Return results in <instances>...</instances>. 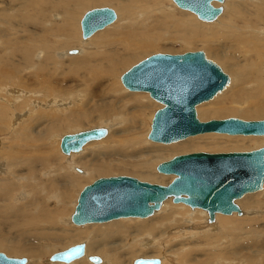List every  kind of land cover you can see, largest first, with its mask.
Segmentation results:
<instances>
[{"label": "bare ground", "instance_id": "1", "mask_svg": "<svg viewBox=\"0 0 264 264\" xmlns=\"http://www.w3.org/2000/svg\"><path fill=\"white\" fill-rule=\"evenodd\" d=\"M32 1L33 0H25V2L21 4L20 9L21 7L25 8L27 4ZM98 1L100 2L103 0H98ZM251 1L252 2H250V0H241V1L222 0V2L211 1V4L213 6H221V12L217 16L218 18L217 17H216L217 19L215 18L216 23H213L215 25H211L209 23L196 24L192 21V19H190L189 15H187L183 11H177L176 13H174V11L166 12L164 11L165 6H163V4L160 3L159 0H151L150 4H144L142 6H139L137 8V12L135 15L127 14L126 16L123 17L121 16V14L120 16L117 14L118 16L116 23L113 24L111 22L112 25L108 24L109 26L106 25L103 28L99 29L102 30V32L99 33V35L92 37L94 33L98 34L96 32L99 30H96L89 37L85 38L86 40L83 39L80 41L81 45L87 42L86 48L84 50H81L82 48L76 49V53H74L73 56L68 57V58L72 57L71 59L68 60V63L72 62L71 63L72 69L79 71L81 70V72L85 74H87L88 71L91 69L94 70L93 68L94 66L101 65L102 70L98 73V75H96V77L90 76L89 80L88 81L86 80L85 82V83L88 82L87 84L89 87H93L94 89L93 92L96 93V88L101 90L102 95L100 96V99L95 100L94 99L95 94L92 96V93H90L88 89L87 90L85 89L84 96L80 98L79 95L68 91L66 94H63V96H65L66 99L70 98L71 102H73V106L70 107L71 110L73 111V114L63 117L67 109L66 104L70 105L69 104L70 101H66V99L65 101H62L64 98L63 99L57 98V96H55L57 92L56 94H54L53 92L54 90L53 89L51 90L49 89V87H47V92H49L48 95H50L51 92L53 93L52 95L49 96L50 99L45 101L46 103H41V106L44 107L47 104L48 107L49 104L52 103L53 107L50 106V109L53 108L52 112H54V115L52 116V118H48L47 116L48 110L45 112L44 111L40 112L39 116L43 119L41 125L37 126V130L30 135L28 134V132L23 133V136L21 138L22 140H25L27 142L24 143L28 145L27 148L29 149V147L36 145L38 143L44 145V142L47 143L49 141L53 142L55 140V136L58 135L56 134L55 131L60 130L61 128L68 127V128H72L71 130L73 129L75 130L79 128L78 124L84 125L85 121H87L91 116H93L92 113H95L97 116L100 117L101 116L108 117L107 119L109 122L108 124L106 125L104 124L103 126H95V127H104L106 129V134L105 136H103L104 138H106L105 142L108 143V145L106 144L107 145L106 149L102 148L100 150L98 149L94 150L88 161L85 159L87 162L85 160L79 161L80 165L87 167V171L80 169L79 168L80 165L78 166L79 163L76 160H75L76 162L69 161V164L72 165V166L69 165V167L73 169L75 172H77V174L75 176L73 174H68L67 172H65L63 177H60V179L63 178L61 180L64 181L63 182L64 188H61L60 190V192L63 194L62 200L66 201L67 197H69V194L71 193L70 190L72 189V187L75 186L77 183H79L81 178L87 176L88 173L91 172L103 173L108 170H111L110 168L114 167L115 165L117 166L124 164L123 161L122 164L112 163L111 161H109V159H106L108 157H113L118 155L121 158V156L124 155V157L136 158V157H141L142 155L140 154H143L144 156L145 154L152 155V159L148 158V160L143 161L141 163L128 162L125 164L127 166L129 165L132 171L134 170L139 171V169H141L147 173H150V170L154 165L153 161L151 160L162 158L164 157V154L168 153L169 151L177 152V151H183L185 149L191 150L195 148L197 142L201 141L202 138L201 139L199 138L202 136H205L204 139H206V141L204 140L203 141L208 146L217 144L216 140H210L209 137L211 135L210 133H215V132H203L204 134L197 133L198 135L195 136L191 135L190 137L187 136L186 138L177 140L176 142L174 141L172 143L169 142L170 144H166L167 145L166 147L165 145H163L164 146L163 147L162 144H156L159 142L155 141L156 143H152L150 145L151 147H149L148 149L147 147L145 149L142 148L144 147L143 143L145 142H143V139L141 138L140 135L141 131L140 130L137 131V130L139 129L140 126H142V124L146 120L145 118L147 116L146 115L147 110L150 109L148 107L149 104L148 97L145 92H134V91L131 92L129 91V93L122 95V93L124 92L118 85V76L120 75V70L125 69L126 68L125 65L133 61L134 57L140 55L141 52L146 51L145 49L150 48L151 46H154L156 43H158L157 41L161 39L162 32L171 35L170 28H175L177 31L184 28L187 34H186V39H183V41H185L186 43H190V42L192 43V41H194V38L199 37L202 34H205V36L208 35L207 37L210 38L212 37V40H210L209 38L208 39L205 38L207 45L210 44V41L224 42V47L218 44L222 46L221 48L222 50H220V48H216L214 51L210 50V52L221 62L222 67H224L222 71L224 72V70H226L232 74L231 83L229 84L230 78L227 75L229 79L228 83L224 86V88L220 92H218L212 97L213 98L212 101L208 103L204 101L203 103L201 102L202 104L200 103L199 105L197 104L202 114L206 115L207 113H212V112H216L219 114L238 113L241 116L249 117V116H254L256 114L259 115L264 113V78L261 79L258 74V70L260 69L261 64L264 63V39L262 38V36H264V0H251ZM43 2L47 3L46 0H43ZM226 4L229 5L228 9L226 7L227 6ZM65 5L66 4L63 0L62 1L53 0L51 7L56 6L57 9L62 11V8ZM74 5L75 3L71 2L70 5L66 6V13L68 14L69 20H65V22L62 25L59 24L58 26H53L51 23L53 28H50V30L48 29L46 30V33H50L52 35H55L63 39L61 42H58V45L60 44L59 46H63L68 41H71L69 42L70 46L74 44L73 31L70 27V24H72V20H73L72 14L74 16L76 15V9H75L76 6ZM162 13H165L166 17L170 19V22H167V20L162 15ZM57 16L58 15H56L55 17ZM115 18H116V14H115ZM67 30L69 34L67 33ZM194 33H198V35L194 37ZM225 33H230V34L228 37L222 36ZM203 36L204 35H202V37ZM169 38H173V37L169 36ZM93 44L96 45L92 46ZM226 47L227 48L230 47L232 49V52H230V54L228 55L225 53ZM234 49H240L241 52L243 53L242 55L246 56V59L241 61L232 60L231 56L232 53H235ZM67 51L68 50L63 51L62 49L58 52H55V49L51 45L45 47V52H49L50 55L52 53H57L60 57L68 55ZM39 53H42V51H40ZM75 56H81V57H75ZM46 58L45 61L47 60ZM243 64H245L247 67L244 73H242L237 68V66H241ZM102 77L103 79H100ZM237 82L238 84L236 86H233ZM44 88L45 85L43 86V89ZM4 90L5 93L8 95L15 93L13 89H10L8 87L5 88ZM16 92H19V97L11 96V99H8L6 96H3V94L0 93V117L2 115V112L3 113L5 112L3 120H5L6 112H8V109L13 106L12 110L15 111V105L17 107V104L19 106V113H21V115L23 114L22 110L20 111L21 104H24L23 103L24 99H21L22 98L21 92L23 93V95H25L26 92L22 91L21 88H19V91ZM76 97L79 98L78 99L79 101H76L78 103L74 104ZM18 99L19 101H17ZM37 103L38 101L35 102L34 100L31 104L36 106H31V108H36ZM159 105L161 106V104ZM58 109H60L59 111L64 110L62 111L64 112L63 115L55 114L56 113L55 111L58 112ZM29 111L30 109L28 110V112ZM25 114L26 113L24 112L22 116L24 117ZM19 115L17 116L20 119H22L21 115L20 116ZM105 122L107 123V121ZM43 124L44 126H42ZM74 125L77 126L75 127ZM113 127L115 129H112ZM142 128L144 127L142 126ZM233 135H242V134H233ZM261 136L262 135H255L254 137L262 138L263 140L264 137ZM251 137L253 136H248V138ZM107 138H109L108 141ZM98 140L100 141L101 138L97 139L96 141ZM192 140H196V142L191 143ZM250 140H255V139H250ZM96 141L91 140L86 142L84 145L89 143L91 144L92 142H96ZM57 142L58 141H56L55 144L56 147H58ZM84 145H82L79 151L83 150ZM129 148L132 151H130L131 153L126 154V152H129ZM42 154L43 155L31 159L28 156V154L25 155L23 158H17V155L15 156V152H14V156H12V154L10 153L9 158L11 161L16 158L19 161L25 162L27 166H29L27 172H25L26 175L28 174L26 179L30 181L29 178L31 177L32 181L34 179L35 180L34 183H36L37 181L36 184L39 185L43 182L39 180V178L41 179V177H39L37 171L33 168L34 163L35 162L40 163L44 167H46L50 165L48 157H51L50 154L45 155V153L43 152ZM74 154H75L74 152H70L69 154H63V155L69 158L71 157L73 158ZM93 155L97 157H94L93 159ZM99 158H101L104 161H101L100 163L96 164L97 159ZM1 161L2 159L0 160V165L2 162H4ZM75 164H77V166ZM13 165H19V163L11 162L10 166L13 167ZM109 165H111L112 167ZM64 167L65 166H63L62 168ZM75 168L80 169V171H77ZM46 171L54 172V169L45 170V173ZM17 173H18L17 171L14 172L10 171V175L14 177H19V174ZM162 174L163 173H159V175L156 176L159 178H164L163 179L164 181L161 182L165 184L173 177V174H168L169 176L167 177L166 176L162 177ZM54 182H55L54 180H51L49 184L53 187V184H55ZM29 185L30 184H27L25 186L28 187ZM36 186L32 184L30 188L33 187L32 188L33 190L36 188ZM18 187L19 186L17 184L14 186L13 180L10 179V177L8 178L0 177V201L5 195L3 188L5 189L12 188L11 190L13 191L15 188ZM263 191L259 192L258 190L255 192L246 193L242 197L235 199L234 202L235 203L238 202L239 205H241L242 207H246L247 210H251V208L255 209L256 207L255 208L253 207L255 205H257L258 207H262L263 209L264 200H260L259 198H257V196H259V194ZM37 192L36 194L33 192L32 193L38 195ZM19 195H21L20 197H23L22 191L21 192L19 191ZM167 200H170V198H166L162 200L161 206L165 201L167 202ZM39 203L38 201H35L34 204H39ZM61 203L57 207H55L54 210H51V212L49 213L46 212V214L42 213L41 216H39V214L41 213V210L44 209L43 206L41 207L37 206L38 207L37 210H32L33 213L31 212L29 213L27 210L23 208L22 205H19L16 211L14 210L6 211V208L0 206V249H5L10 255H12L13 253V255L26 256V258H28L26 264H40L39 263L40 257L44 254L47 255L48 253L45 252V247L35 246L34 243L36 241L41 239L50 240L53 242L51 244L53 245L51 246V249L55 250L56 249L54 247L55 242H60L61 239L63 240L69 238L68 240H72V241L82 240V242L84 243L83 256L75 260V262L78 260H82L83 264H88L85 261L87 260L86 256L89 254H98L102 257V259L100 258L101 262L97 264H121L120 262L122 257H125L129 260L132 257H136V256L147 257V258L154 256L153 254L148 253L149 251L154 253L155 252L154 248L145 250L144 247H148L149 244H151V242L152 244L154 243V245L152 246L157 247L158 244L161 243L162 246H164L167 243V240L166 243L164 242L165 239H168L170 242H175V245L173 246H178V247L182 246L181 247L182 249L179 250L180 251L184 250L183 252H185L184 249L185 246H183L184 243L178 240L181 239L180 236L183 233L185 234L188 233L189 235L191 234L194 235L196 233V230L193 229H196L201 226V225L198 226L196 223H193L194 221H196L195 220L196 218L203 220L202 224L203 226H205L203 228V231L205 232L209 231V229L212 230L213 228H215L218 222L222 224L223 222L232 219L231 217H222L218 219L219 216L217 217L216 214H219V212H215L213 217L214 218L213 222L209 223L206 220V212L204 210L198 208H193V209L191 208L190 215H193L194 218L192 219V221H190L191 223L187 225V222H183L184 221L183 216L181 217L176 213L164 212L165 215L164 214L160 216L153 215L154 213L157 214L159 210L161 211L163 210L162 209L163 207L161 208L160 206L159 209L152 214L153 216L151 217H149L150 215L146 216L148 218L123 216V217L111 219L103 223H97V222L96 223L90 222L91 224L84 223L86 225L81 227L80 229H74V230L67 229V231L64 232H60L58 230V227H54L50 225V227L47 228V231H44L45 228L42 229L43 227L41 228L39 226L41 222L47 221L49 222V224L53 225L54 223H57L56 220H58L60 217H62L65 214L66 212L65 205L60 206ZM30 204L32 205V201H30ZM172 206L174 209L185 208V206L182 203L175 204ZM10 207H12V205ZM215 217H217L216 220ZM129 220H133L132 223H130ZM234 222L236 221H234L233 219L230 229L240 233L241 228L237 226V224L239 223L236 222L235 224H233ZM22 224H26L25 226L28 227L25 229L24 228L25 226H23ZM7 226L10 227L11 230L12 228L15 229L18 226L20 228L19 229L20 232L18 234H14L13 236L8 237V235L6 236V234L3 233V231L9 229ZM190 228L191 230H187ZM50 229L53 230L51 231ZM200 229H202V227ZM256 230L257 229L249 228V231L252 234L255 232L254 235H258V232ZM142 233L146 234L147 236L145 238V241L141 240L140 243L141 246H139V244H137L135 241V237L137 234H142ZM59 235H61L60 238ZM234 235L233 237H236ZM147 239L151 241L146 242ZM47 242L49 241H46V243ZM138 247H140V249H138ZM178 247L174 248L175 252L173 254L177 253L176 249H178ZM245 248L252 251L247 252L244 255H241V253H238V251L235 250L233 252L234 254L231 255L236 256L239 259V261L241 259V256H245L242 259V261H245L246 264H258L257 257L259 256L258 254L259 252H256L255 251L256 249L254 250V248H252L251 245ZM186 249H190V248L186 247ZM141 255H147V256H141ZM164 260H165L164 257H161V259L159 258V264H163ZM53 262H52L53 264L58 263L57 261H53ZM89 264L91 263L89 262ZM172 264H176V263L172 261ZM260 264H264V263L260 262Z\"/></svg>", "mask_w": 264, "mask_h": 264}, {"label": "rangeland", "instance_id": "2", "mask_svg": "<svg viewBox=\"0 0 264 264\" xmlns=\"http://www.w3.org/2000/svg\"><path fill=\"white\" fill-rule=\"evenodd\" d=\"M46 1H47V3H44L43 0H37V1L33 0L32 2H29L25 8L21 7V9H22L21 10L20 6H21V4H23L25 2V0L24 1L23 0H21V1L20 0H0V93L3 94V96H6L8 99H11V96L19 97V92H16V91H19V88H21L22 91L26 92L25 95H23V93L21 92V96H22L21 99H24V101H23L24 104H21L20 111L22 110L23 114H24V112L26 113L24 117L22 116L23 114L21 115V113H19L18 104H17V107L15 105V111L12 110L13 106L10 107V105H9V107L11 109L9 108L8 112H6L5 120H3L5 112L4 113L2 112V115L0 117V157H1L2 161H4V162L1 161L2 163L0 165V169H1L0 170V177H3V178L10 177V179L13 180L14 186L16 184L19 186L18 188H15L13 191L11 190L12 188H7V189L3 188L5 195L3 196V198L0 201V204L2 203L0 206L1 207L3 206L4 208H6V211H11V210L16 211L17 207L19 205H22L23 208L25 210H27L29 213L30 212L33 213L32 210H37V208L39 206L40 207L43 206L44 209L41 210V213L39 212L40 213L39 216H41L42 213L46 214V212L47 213L51 212V210H54L55 207H57L62 202L60 206L65 205L66 212L62 217H60L58 220H56L57 223H54L52 225V224H49V222L42 220L43 222H41V224H39V226L41 228L43 227L42 229L45 228L44 231H47V228L50 227V225L54 226V227H58V230L60 232L67 231V229L68 230L80 229L81 227L85 226L86 224H91V223H96V222L86 223V224H82V225H73L68 221L69 215L72 211V208L74 206V202H75V199H76V196H77L79 190L82 188V186L84 184H87L88 182H90L95 177L108 176V175H113V176L114 175H129V176H133V177H136L140 180L148 181L151 183L165 184V183L161 182V181H164L163 180L164 178H159L156 176V175H159V173H157L155 171V165L160 161L167 160L168 158H170L171 156H173L175 154L189 153V152H195V151H200V150L207 151V152L247 151V150H251V149L260 147L264 144V138H263V140H262V138H255L254 137L255 135H229V134H223V133L216 134V132L210 133L211 134L209 136L210 140H216L217 144L212 145V146H210V145L208 146L206 143H204V141H206V139H204L205 136H202L199 138V139L202 138L201 141L197 142L196 143L197 145H195V148H193L191 150L185 149L183 151H177V152L171 151L172 153L169 151L168 153L164 154V157L158 158L156 160H151V161H153L154 165L151 168L150 173H147L141 169H139V171L138 170L132 171V169L129 167V165L127 166L125 164L128 162L129 163H135V162L141 163L143 161L148 160V158L152 159V155L145 154V156H144L143 154H140L142 156L136 157V158H128V157H124V155H123V156H121L122 159L118 155L113 156V157H108L106 159H109V161H111L112 163L122 164V161H123L124 164L123 165H117V166L115 165L114 167L109 165L112 167V168H110L111 170H108V171L103 172V173H101V172L88 173L87 176L82 177L80 182L72 187V189L70 190L71 193L69 194V197H67L66 201L62 200L63 194L60 192V190H61V188H64V186H63L64 181H62L61 179H63V178L60 179V177H63L65 172H67L68 174H73L75 176L77 174V172H75L73 169H71L69 167V165H71V164H69V161H71V162L77 161L78 163H79V161H81V160L84 161L85 159L88 161V159L91 157V154L94 150H97V149L100 150L102 148L106 149L108 143L105 142L106 138H104V137H103L104 139L101 138L102 141L101 140L100 141L95 140L96 142H92L91 144L89 143V144L84 145V148L82 151L74 152L75 154L73 155V158L72 157L69 158L67 156H64L63 153H61L59 151L58 147H56V145H55L56 141H59V138L62 134L73 133V132H76L79 130L89 129V128H92L95 126H103L104 124L106 125L109 122L107 120L108 117H105V116L100 117V116H97L95 113H92L93 116H91L87 121H85V123L83 122L84 125L78 124L79 128H77L75 130L74 129L71 130L72 128L67 127V128H61L60 130L55 131L56 134L59 135V136L58 135L55 136V140H54L55 142L54 141L53 142L49 141L48 143L44 142V145L41 143H40L41 144L40 145L38 143L36 145L29 147V149L27 148L28 145L25 144L27 142L25 140H22L21 138L23 136V133L28 132V134L30 135L37 130V126L41 125L43 119L39 116V113L43 112V111L45 112L48 110L47 111L48 118H52V116L54 115V112H52L53 108L50 109V106L53 107L52 103L49 104V106H48L49 108L47 107V104L44 107L41 106V103H46L45 101L50 99L49 96L52 95L53 92H54V94H56V92H57V94L55 95V96H57V98H62V99L64 98L62 101H65V99H66V97L63 96V94H66L68 91L79 95V98H80V97L84 96L85 89L86 90L88 89L90 91V93H92V96L95 94V97H94L95 100L100 99V96L102 95L100 89L96 88V93H95V92H93L94 91L93 87H89L87 84L88 82L85 83L86 80L87 81L89 80L90 76L96 77V75H98V73L102 70L101 65L94 66L93 67L94 70L91 69L88 71L87 74H85V73L81 72V70L79 71V70L72 69V67H71L72 62L68 63V60L72 58V57L71 58H68V57L73 56V54H68V55L63 56V57H60L57 53H52L50 55L49 52H45V47L48 45H51L55 49V52H58L62 49H63V51L64 50L66 51V50L71 49V48H75V49H81L82 48L81 50H84L86 48L87 42L85 44H82V45L80 44V41L83 39L80 37L78 20H79L81 14L86 9H88L90 7H94V6H108V7L112 8L116 14V18L112 22L114 24L117 21L118 15L120 16V14H121V16H123V17L126 16L127 14L135 15L137 12V8L139 6H142L144 4H150L151 0H103L100 2L98 0H63L66 5L62 8V11L57 9L56 6L51 7L53 0H46ZM55 1H60V0H55ZM159 1H160V3L163 4V6H165L164 11H166V12L167 11H169V12L174 11V13H176L177 11H183L187 15H189L190 19H192V21L196 24H199V23L200 24H207V23H209L211 25H215L213 23H216L215 21L218 18L217 17L215 20L209 21V22L201 21V20H198L192 13H190L186 10L177 8L171 0H159ZM226 1H229V0H226ZM71 2L75 3L74 6H76L75 7L76 15L74 16L72 14L73 20H72V24H70V27L73 31V42H74V44H72V46H70L69 42H71V41H68L63 46H59L60 44L58 45V42H61L63 39L60 37H57L55 35H52L50 33H46V30L47 29L50 30V28H53L52 25L53 26H58L59 24L62 25L65 22V20H69L68 14L66 13V6L70 5ZM250 2H252V1L250 0ZM226 7L228 9L229 5H227ZM224 9H223V11H224ZM165 13H162V15L165 17L167 22H170V19L166 17ZM39 15H41L42 17ZM56 15H58L57 16L58 18L55 17ZM233 18H235V17H233ZM51 23H52V25H51ZM112 23H110L109 25H112ZM109 25H107V26H109ZM170 31H171V35L162 32L161 39L159 41H157L158 43H156L154 46H151L150 48L145 49L146 51L141 52L140 53L141 56L137 55L136 57H134L133 61H131L132 63L130 62L127 65H125L126 66L125 69H121V70L119 69L120 74L122 72H124L129 66L136 63L138 60H140V59H142V58H144V57H146L149 54L154 53V52L179 53V52L196 50V49L202 50L207 58L216 62L222 68V70L224 69V67H222L221 62L210 52V50L214 51L216 48H220V50H222L221 48H222V46L224 47V42H222V41H219V42L210 41V44H208L210 46L209 47L207 45V42L205 41V38L206 39L209 38L210 40H212V37L211 38L207 37L208 35L205 36V34H202V35H204L203 37H202V35L199 37H196L198 35V33H194V37H196V38H194V41H192V43L191 42L186 43L185 41H183V39H186V34H187V32L184 28H182L178 31L175 28H170ZM222 31H223V29H222ZM101 32H102V30L97 31L96 33H98V34L94 33L95 35L93 34L92 37L99 35V33H101ZM67 33H68V30H67ZM229 34L230 33H225L222 36L228 37ZM169 36L170 37L172 36L174 39L169 38ZM262 38L264 39V36H262ZM204 43H205V45H204ZM218 44H220L222 46H220ZM94 45H96V44H93L92 46H94ZM205 46H207V47H205ZM213 46H215V47H213ZM88 47H90V46H88ZM228 48L227 47H226V49L224 48L226 50L225 53L227 55L230 54V52H232V49L230 47H228ZM40 51H42V53H39ZM234 52L235 53H232V56H231L232 60L241 61V60L246 59V56L242 55L243 53L241 52L240 49H234ZM44 53H46V54H44ZM44 56H45V58L47 57L46 61H45ZM75 57H81V56H75ZM135 58H136V60H135ZM237 68L242 73H244V71L247 69L245 64H243L241 66H237ZM263 68H264V63L261 64L260 69L258 70V74H259L261 79L264 78V72L262 71ZM224 72L227 73V75L229 76V78H230L229 84H230L231 79H232V76H231L232 74L226 70H224ZM119 76H118V85L122 89V91L124 92V93H122V95H125L126 93H129V91L122 86V84L120 83V80H119ZM100 79H103V77ZM237 84H238V82L235 83L233 86H236ZM44 85H45V88L43 89ZM7 87L10 89H13L15 91V93H12L10 95L6 94L4 89ZM47 87H49V89H51V90L52 89L54 90L53 92H51L50 95H48L49 92H47ZM134 92H142V91H134ZM146 95H147V93H146ZM147 97H148V103H149L148 107L150 108L147 110V114H146L148 117L146 116V118H145L146 120L142 124V126L144 128H142V126H140L139 129L137 130V131H139V130L141 131L140 132L141 138L143 139V142L147 143V144L143 143V146H144V147H142L143 149H145L146 147L148 149L149 147H151L150 145L152 143H156L155 141L148 140L146 138V134L149 130V123H150V119H151L153 111L155 109H157L158 107H160V105H159L160 103L156 102L155 100L150 98L148 95H147ZM79 98H77V97L75 98L76 100L74 101V104L78 103L76 101H79L78 100ZM34 100H35V102L38 101L37 107L31 108V106H36V105L31 104ZM212 100H213V98H211L210 100L205 101V102L208 103ZM17 101H19V99ZM66 101L71 102L70 98L66 99ZM70 102H69L70 105L66 104L67 109H66L65 115H63L64 112H62L64 110L59 111L60 109H58V112L55 111L56 112L55 114H58V115L62 114L63 117L68 116V115H72L73 111L71 110L70 107L73 106V102H71V103ZM202 103H200V104H202ZM198 105L195 106V112H196L197 118L201 121H205V120H209V119H219V118L222 119V118H226V117H230V116L231 117L232 116L238 117V118H241L244 120H248V119L255 120V119L264 118V113L259 114V115L256 114L257 116L254 115V116H249V117L248 116H241L238 113L219 114L216 112H212V113H207L205 115V114H202L200 112ZM205 105H208V104H205ZM28 108L30 109L29 112H28V110H29ZM31 109H32V111H31ZM96 113H98V112H96ZM19 114L21 115L22 119H20L17 116ZM19 119H20V121H19ZM105 121H107V123ZM42 126H44V124ZM74 126L76 127L77 125H74ZM112 129H115V128L113 127ZM199 134H204V133H199ZM195 135H198V134H195ZM195 135H192V136H195ZM248 136H253V137L248 138ZM57 137H59V138H57ZM261 137H264V136H261ZM56 138H57V140H56ZM108 139L109 138H107V141H108ZM250 139H255V140H250ZM12 142H13V144H12ZM174 142H176V141H174ZM195 142H196V140L191 141V143H195ZM170 143H172V142H170ZM170 143H160L159 142L156 144H162V146L165 145V147H166L167 146L166 144H170ZM41 151L43 153H45V155L50 154L51 157H48L50 165H48L46 167H44L40 163H36V162L34 163L33 168L37 171L39 177H41V179L39 178V180H41V182H43V183L37 185L36 184L37 181H36V183H34L35 180L33 179V181H32L31 177L29 178L30 181H28V179H26L28 174L26 175L25 172H27L29 166H27V164L25 162L19 161L16 158L11 161L9 158V154L11 153L12 156H14V152H15V156L17 155V158H23L25 155L28 154V156L31 159H33L37 156L43 155ZM130 151H132V150H130V148H129V152H126V154L131 153ZM184 151H187V152H184ZM94 157H97V156L93 155V159H94ZM126 158H127V160H126ZM136 160H138V161H136ZM101 161H104V160H102L101 158L97 159L96 164L100 163ZM155 161H156V163H155ZM11 162H17V163H19V165H13V167H12V166H10ZM77 164H75V165L77 166ZM67 165H68V167H67ZM79 165H80V163L78 164V166ZM61 166L62 167L65 166L66 168L65 167L62 168ZM50 167H52V168H50ZM79 168L87 171L86 166L80 165ZM48 169H54V172L53 171H51V172L46 171V173H45V170H48ZM10 171H12V172L17 171L18 172L17 174H19V177L11 176ZM43 173H45V174H43ZM165 176L167 177L169 175L168 174H165V175L162 174V177H165ZM51 180L55 181L54 182L55 184H53V187L49 184V182ZM56 180H58V181H56ZM25 182H27V183H25ZM27 184H30V185L27 187V186H25ZM32 184L35 186L37 185L36 188L33 190H32L33 187L30 188V186H32ZM49 187H52V188H49ZM263 190H264V183H263L262 189L259 190V192L263 191ZM19 191L20 192L22 191L23 197H20L21 195H19ZM32 192L35 194L37 192L38 195H35ZM59 196H60V198H59ZM257 198H259L260 200H264V191L261 192L259 194V196H257ZM30 201H32V205L30 204ZM35 201H38V203L41 201L43 203L40 202L39 204H34ZM40 204H43V205H40ZM175 204H181V203H172L171 200H167V202L165 201L161 206V208L163 207L162 208L163 210L162 211L159 210V212H157V214L154 213L153 215H155V216H160L163 214L165 215L164 212L176 213L181 217L183 216V220H184L183 222H187V225H189V223H191L190 221H192V219L194 218L193 215H190V211H191L190 209L191 208H189L188 206L183 204L185 206V208L174 209L172 205H175ZM236 204L242 210L241 214H239V215H236L234 213L229 214V215L220 214V213L216 214L217 217L219 216L218 219H220L222 217H231L232 219L227 220V221L223 222L222 224L218 222L216 224V227L213 228L212 230L209 229V231H206V232L203 231V228L205 227L202 224L203 220H201L199 218H196L195 219L196 221L193 220L194 221L193 223H196L198 226H200V225L201 226L196 228V229H193V230H196V233L194 235L193 234L189 235L188 233L187 234L183 233L180 236L181 239L178 241L184 243L183 246H185V248H184L185 252H183L184 250L183 251L181 250L183 253L179 250V249H182L181 248L182 246L181 247L173 246V245H175V242H170L168 239H165L164 242L166 243V240H167V243L164 246H162V243L158 244L157 247L152 246V245H154V243L152 244V242H151V244H149L150 247L148 246V247H144V248H145V250L154 248V251H155L154 253L151 251H149L148 253L153 254L155 257L158 256V258H160V259H161V257H164L165 260H164L163 264H172V261L175 262L176 264H246L245 261H242V259L245 256H241V259L239 261V259L236 256L231 255V254H234L233 252L235 250H237L238 253H241V255H244L247 252H251L252 250H248L247 248H245V247H248L251 245V247L254 248V250L256 249L255 250L256 252H259L258 253L259 256L257 257L258 264H260V262L264 263V260H263V257H264V208L262 209V207H258L257 205H255V206H253L254 208L256 207L255 209L251 208V210H247L246 207H242L241 205H239L238 202ZM11 205H12V207H10ZM30 206L32 207V209ZM36 214H34V215H36ZM153 215L151 214L149 217H151ZM217 217H215V220L217 219ZM146 218H148V217H146ZM154 218H156V217H154ZM184 218H186V219H184ZM251 218H253V219H251ZM121 219H124V218H121ZM233 219H234V221L239 223V224H237V226H239L241 228L240 233L235 232V230L233 231L232 229H230ZM185 220H188V221H185ZM129 221H130V223H132L133 220H129ZM236 222H234L233 224H235ZM97 223H103V222H97ZM22 225L25 226L26 224H22ZM27 227L28 226H25L24 228L26 229ZM34 227H37V226H34ZM201 227H202V229H200ZM8 228L9 229L3 231V233L6 234V236L8 235V237L13 236L14 234H18L20 232V230H19L20 228L18 226L15 229L12 228V230L10 229V227H8ZM249 228L257 229L256 231L258 232V235H254L255 232L252 234L249 231ZM50 230L52 231L53 229H50ZM187 230H191V228L187 229ZM7 231H9V232H7ZM12 231H13V233H12ZM15 232H17V233H15ZM233 235L236 237H233ZM146 236L147 235L144 233L137 234L135 237L136 243L139 244V246H141V244H140L141 240L145 241ZM253 236H254V238H253ZM60 237H61V235H59V238ZM68 239H63V240L61 239L60 242H55V244H54V247L56 248L55 250L51 249V246H53L51 244L53 242L50 240L41 239V240L36 241L34 243V245L39 246V247H45V252L48 253L47 255L44 254L40 257L39 263L40 264H53L54 262L52 263L51 261L48 260V257L52 252L64 249L67 246H70L72 244L82 242V240L72 241V240H68ZM46 241H49V242L46 243ZM149 241H151V240H149V239L146 240V242H149ZM176 247H178V249H176L177 253L173 254L175 252L174 248H176ZM186 247H189L190 249H186ZM138 249H140V247H138ZM0 252H3L7 256H13V257L24 256V255H13V253H12V255H10L5 249H0ZM96 255H98V254H96ZM98 256H100V255H98ZM141 256H147V255H141ZM154 256H152V257H154ZM24 257L26 258V256H24ZM100 258L102 259L101 256H100ZM134 258H137V256L132 257L129 260L125 257H122L120 263L121 264H132V261ZM27 259L28 258H26V262H27ZM77 259H79V258H77ZM77 259H75V260H77ZM75 260H73L69 263L58 262L56 264H83L82 260H78L76 262H75ZM85 261L89 264L88 260H85Z\"/></svg>", "mask_w": 264, "mask_h": 264}, {"label": "water", "instance_id": "3", "mask_svg": "<svg viewBox=\"0 0 264 264\" xmlns=\"http://www.w3.org/2000/svg\"><path fill=\"white\" fill-rule=\"evenodd\" d=\"M171 1L201 21H212L221 12V6H213L211 1L222 0ZM114 19L115 12L108 6L86 9L78 20L80 37H89ZM67 53L74 54L76 49H68ZM119 80L128 91L146 92L161 104L152 113L146 134L148 140L169 143L203 132L264 136V118L244 120L230 116L198 120L194 107L210 100L229 81L220 66L200 49L151 53L129 66L120 74ZM105 134L104 127L65 133L59 138L58 149L63 154L77 152L86 142L102 138ZM155 171L173 174V177L166 184L150 183L126 175L95 177L79 190L69 222L81 225L123 216L146 217L158 210L166 198H170L172 203L204 210L209 223L213 222L215 212L239 215L242 210L234 200L262 188L264 144L247 151L200 150L175 154L158 162ZM83 253L84 243L78 242L52 252L48 260L68 263ZM86 259L94 264L101 262L96 254H89ZM25 263L24 256H6L0 252V264ZM132 264H159V258L137 257Z\"/></svg>", "mask_w": 264, "mask_h": 264}]
</instances>
